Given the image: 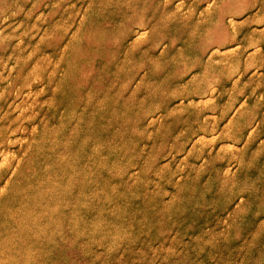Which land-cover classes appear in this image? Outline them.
Masks as SVG:
<instances>
[{
    "label": "rangeland",
    "instance_id": "obj_1",
    "mask_svg": "<svg viewBox=\"0 0 264 264\" xmlns=\"http://www.w3.org/2000/svg\"><path fill=\"white\" fill-rule=\"evenodd\" d=\"M262 48L264 0H0V264H264Z\"/></svg>",
    "mask_w": 264,
    "mask_h": 264
},
{
    "label": "bare ground",
    "instance_id": "obj_2",
    "mask_svg": "<svg viewBox=\"0 0 264 264\" xmlns=\"http://www.w3.org/2000/svg\"><path fill=\"white\" fill-rule=\"evenodd\" d=\"M248 59H251L250 62L256 63L257 66H261L263 68L262 73L256 72L253 75H249L248 79L243 84H237L235 86V97H242L243 100V94L250 90V87L252 86H255L256 90H263V93L261 94L262 98L260 99L259 96H247V98L244 100L245 103H242L239 108H235L234 115L229 120L226 127L232 129V131L229 133L230 139L237 141L236 144H238V146L241 145V147H236L237 150L235 152L237 153L235 156L231 155L229 159L246 160V157L252 154L259 160L264 161V48L248 56H246L245 53H238L237 55L228 59V62L226 61V65H228L232 71L237 70L241 65L243 66V64H246ZM220 112L221 116L225 112L223 105H220ZM217 126L220 127L219 124H217ZM217 130L221 131L222 133L224 131L221 129V127ZM240 166L242 168L241 175L239 172L230 174V184L235 190L241 186L240 184L243 183L245 179H247V165L241 164ZM258 181L260 183L258 187L259 190L256 192L264 193V170ZM261 182L263 184H261Z\"/></svg>",
    "mask_w": 264,
    "mask_h": 264
}]
</instances>
